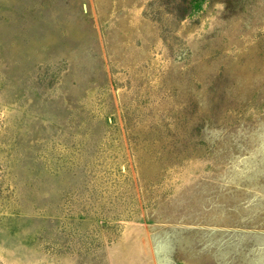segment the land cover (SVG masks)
Wrapping results in <instances>:
<instances>
[{"label":"rangeland","instance_id":"obj_1","mask_svg":"<svg viewBox=\"0 0 264 264\" xmlns=\"http://www.w3.org/2000/svg\"><path fill=\"white\" fill-rule=\"evenodd\" d=\"M0 264H264V0H0Z\"/></svg>","mask_w":264,"mask_h":264},{"label":"trees","instance_id":"obj_2","mask_svg":"<svg viewBox=\"0 0 264 264\" xmlns=\"http://www.w3.org/2000/svg\"><path fill=\"white\" fill-rule=\"evenodd\" d=\"M167 6V5H166ZM178 16V15H177Z\"/></svg>","mask_w":264,"mask_h":264}]
</instances>
